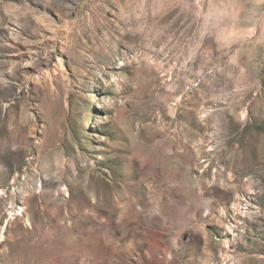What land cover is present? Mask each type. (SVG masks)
Listing matches in <instances>:
<instances>
[{"label": "rangeland", "instance_id": "374dc122", "mask_svg": "<svg viewBox=\"0 0 264 264\" xmlns=\"http://www.w3.org/2000/svg\"><path fill=\"white\" fill-rule=\"evenodd\" d=\"M0 264H264V0H0Z\"/></svg>", "mask_w": 264, "mask_h": 264}]
</instances>
